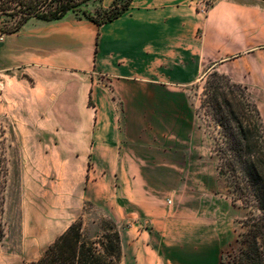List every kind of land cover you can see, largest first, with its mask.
I'll return each instance as SVG.
<instances>
[{"label":"crops","instance_id":"0c3cea01","mask_svg":"<svg viewBox=\"0 0 264 264\" xmlns=\"http://www.w3.org/2000/svg\"><path fill=\"white\" fill-rule=\"evenodd\" d=\"M196 1L131 0L101 24L71 11L32 16L0 40V112L16 127L63 131L52 138L61 159L94 177L99 187L86 197H101L118 226L116 264H219L230 219L186 190L205 158L188 100L194 84L225 75L246 86L264 119V0H215L206 11ZM81 210L73 201L54 214L46 235ZM4 236L0 264L37 259L25 252L27 237L24 249Z\"/></svg>","mask_w":264,"mask_h":264},{"label":"rangeland","instance_id":"374dc122","mask_svg":"<svg viewBox=\"0 0 264 264\" xmlns=\"http://www.w3.org/2000/svg\"><path fill=\"white\" fill-rule=\"evenodd\" d=\"M119 2L122 3V0ZM98 4L99 0H86L75 10L78 14L85 10L96 16L101 8ZM19 9L15 0L1 4L2 31L17 22ZM218 82L225 83L218 74H209L194 84L188 93V100L196 111L199 124V150L203 151L205 158L196 161L199 175L190 177L191 183L186 190L192 194L194 201L214 199L218 210L216 215L229 217L231 224L222 240V255L235 244L238 233L243 229L241 224L247 209L229 204L224 197L228 194L227 183L217 169L214 145L224 138L222 128L217 125L220 116L212 100V85ZM234 89L236 99L243 103L242 90ZM249 99L254 102L252 96ZM23 120L29 123L28 117ZM15 125L12 116L0 112V237L5 235L8 245H21L24 249L26 246L22 243L27 237L32 244L27 245L25 252L28 256L38 258L55 239L45 232L54 214L64 212L73 201H82V230L87 237L95 238L101 232L102 219L109 218L106 205L101 197L96 200L86 197L85 188L92 190L99 187V184L92 186L94 177L85 173L77 160L61 159L65 149L62 144L52 143V138L54 141V138L63 135V131L49 129L47 132L46 128ZM48 133L51 138L49 145L46 143ZM37 244L39 250L36 251Z\"/></svg>","mask_w":264,"mask_h":264},{"label":"trees","instance_id":"16d2710c","mask_svg":"<svg viewBox=\"0 0 264 264\" xmlns=\"http://www.w3.org/2000/svg\"><path fill=\"white\" fill-rule=\"evenodd\" d=\"M9 0H0L1 4ZM21 9L17 22L5 32L18 29L29 17L57 20L67 12L86 17L97 24L110 21L124 12L131 0H113L108 8H100L96 16L75 8L86 0H15ZM10 3V2H9ZM100 14V15H99ZM211 74H218L212 72ZM225 83L212 85V100L220 116L217 125L224 138L216 141L214 151L217 169L228 187L232 204L247 209L243 229L235 244L221 257L219 264H264V122L255 102H251L246 86L218 74ZM243 92V103L236 99L235 89ZM251 97V96H250ZM80 215L45 248L35 260L22 264H116L122 247L118 226L102 219L101 232L87 237L82 230Z\"/></svg>","mask_w":264,"mask_h":264},{"label":"built area","instance_id":"2783aa9c","mask_svg":"<svg viewBox=\"0 0 264 264\" xmlns=\"http://www.w3.org/2000/svg\"><path fill=\"white\" fill-rule=\"evenodd\" d=\"M215 0H197L196 4L201 11H206ZM4 32L0 29V40L4 37Z\"/></svg>","mask_w":264,"mask_h":264}]
</instances>
